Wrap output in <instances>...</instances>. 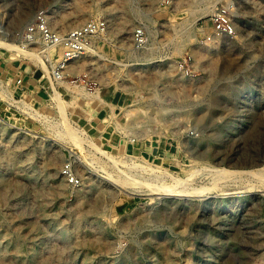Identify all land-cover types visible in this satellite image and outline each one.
I'll list each match as a JSON object with an SVG mask.
<instances>
[{
	"label": "rangeland",
	"instance_id": "rangeland-1",
	"mask_svg": "<svg viewBox=\"0 0 264 264\" xmlns=\"http://www.w3.org/2000/svg\"><path fill=\"white\" fill-rule=\"evenodd\" d=\"M39 14L107 30L56 78ZM0 41V264H264V182L213 170L264 166V0H0Z\"/></svg>",
	"mask_w": 264,
	"mask_h": 264
},
{
	"label": "built area",
	"instance_id": "built-area-1",
	"mask_svg": "<svg viewBox=\"0 0 264 264\" xmlns=\"http://www.w3.org/2000/svg\"><path fill=\"white\" fill-rule=\"evenodd\" d=\"M221 27L222 25L217 26L218 29ZM106 30V21H89L82 26L62 32L54 29L46 16L39 14L36 21L26 30L25 40L30 44L40 43L44 50H58L61 53L62 59L53 69V75L61 78L67 66L83 56L92 46L93 39ZM145 38L143 29H138L134 33V42L139 46L145 43ZM63 173L72 185L80 184L79 178L73 175L69 164L63 167Z\"/></svg>",
	"mask_w": 264,
	"mask_h": 264
},
{
	"label": "bare ground",
	"instance_id": "bare-ground-1",
	"mask_svg": "<svg viewBox=\"0 0 264 264\" xmlns=\"http://www.w3.org/2000/svg\"><path fill=\"white\" fill-rule=\"evenodd\" d=\"M1 45H5L6 48H10L11 44H4L3 42L0 41ZM26 54H28L29 56H31L33 59H37L39 58V53H36L34 51H26ZM26 107H32V104L26 102L25 103ZM216 173L220 174L222 176L223 179H228V178H239L240 176H243L245 174L252 176V177H257L260 178L263 182H264V166L262 167H258V168H253V169H248V170H241V169H236V170H232V169H227V168H214L213 169ZM221 180V178L219 179V181ZM126 186L129 185V183L123 182ZM219 184V183H218ZM218 184H214V187H217ZM207 189L203 188V189H193V190H189V189H183V190H175V193L170 194V195H184V196H202L203 193H205ZM174 191V190H172ZM179 192V193H176ZM180 192L182 194H180ZM94 243L93 242H89L87 243L88 247H92ZM0 259L3 260H7L8 258L5 256L2 257V255H0ZM85 264H87V261L85 262Z\"/></svg>",
	"mask_w": 264,
	"mask_h": 264
}]
</instances>
